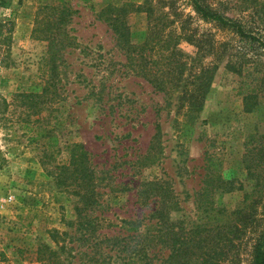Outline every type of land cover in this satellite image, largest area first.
<instances>
[{
  "label": "rangeland",
  "instance_id": "rangeland-1",
  "mask_svg": "<svg viewBox=\"0 0 264 264\" xmlns=\"http://www.w3.org/2000/svg\"><path fill=\"white\" fill-rule=\"evenodd\" d=\"M55 3L75 10L67 25L74 43L61 52L56 92L29 99L25 95L32 86H44L48 77V41L33 31L35 19L41 6ZM170 4L180 17L189 15L197 31L212 36L217 49L223 42L230 46L217 58L203 57L218 67L190 139L181 135L186 109L178 107L180 93L159 91L131 71L124 45L108 23L116 11L103 10L108 5L124 8L118 23H125L132 42L141 43L153 22L167 23L162 13L174 18ZM226 12L245 22L256 18V13ZM246 46L233 32L197 18L189 0H10L1 7L0 264H89L108 253L112 260L114 254L123 255L117 247L111 250L107 237L128 234L123 219L147 222L157 198L143 199L139 193L147 181L157 179L167 181L175 193L178 205L170 220L184 236L193 237L197 226L209 225L206 207L214 209L208 215L218 209L221 225L236 223L235 211L260 196L253 207L254 226L242 239L233 238L216 263L249 264L252 246L264 231V86L256 73L238 76L225 67L227 52L241 48L252 54ZM181 47L199 55L186 40ZM254 87L259 97L248 112L244 98ZM48 116L52 124L59 122L58 160L65 161V146L71 142L84 143L89 153L99 202L86 214L97 218L96 243L82 239L77 230V197L55 179V164L44 157V141L31 142L25 131L28 121L41 126ZM211 158L217 159L218 171ZM204 189L209 194L199 200ZM246 194L249 199L243 201ZM155 250L156 264H168L169 248L159 243Z\"/></svg>",
  "mask_w": 264,
  "mask_h": 264
},
{
  "label": "trees",
  "instance_id": "trees-1",
  "mask_svg": "<svg viewBox=\"0 0 264 264\" xmlns=\"http://www.w3.org/2000/svg\"><path fill=\"white\" fill-rule=\"evenodd\" d=\"M9 1L0 0V8L9 5ZM189 3L197 18L212 23L218 29L233 32L245 41L246 47L251 50L252 54L249 56L248 49L240 48L234 52H227L226 69L235 72L238 76L256 73L258 75L255 78L261 79V86H264V60L261 59V55H264V0H236V2L234 0H189ZM172 6V4L169 5L174 12V18H169L166 12L162 13L167 23L164 26H158L156 22H153L148 35L141 43L132 42L125 23H118L119 11L124 8L108 5L103 10L106 13L116 11L117 15L111 14L113 18L109 16L111 18L108 23L124 45L122 48L125 52L126 64L131 71L143 77L159 91L166 94L180 93L178 107L186 109L185 119L180 123L181 135L190 139L194 133L193 124L203 108L218 67L215 60L205 63L203 57L209 54L217 58L228 51L230 46L229 42H223L218 50L212 36L197 31L190 25V16L180 17ZM136 7L142 8L141 5ZM40 8L44 11L37 13L33 31L38 34L37 37L48 41V77L44 86H32L31 92L25 96L29 99L35 97L42 100L44 96L56 92L57 68L61 60V52L74 43L73 37L68 34L67 25L75 10L65 3L46 4ZM232 9L242 14L256 13V18L249 20V23L245 22L243 18L227 14L226 11ZM124 17L122 15V19ZM165 25L168 27L164 28ZM182 40L195 45L197 48L195 54H199L198 57L183 51ZM248 92L244 101L245 109L250 112L257 102L259 92L255 87ZM247 101L250 103L248 104ZM36 121L31 123L28 121L25 124L29 140L44 141V157L48 162L55 164V179L58 180L59 185L77 197L75 206L77 230L83 232L82 239L94 240L98 230L97 218L87 216L86 211L97 206L99 202V184L95 171L89 164V153L84 143L71 142L65 146V161L58 160L57 157L62 151L61 136L56 130L59 122L52 124L50 116L45 119L44 125L34 126L32 123ZM34 127H37V130ZM30 131L34 133L31 134ZM209 163L216 171L220 169L217 159L211 158ZM146 183L147 188L140 190L139 196L143 199L156 197L158 206L155 211L147 216V222H144V219H123V226L128 234L107 237V241L112 246L111 250L117 247L124 253L123 255L114 254L112 260L111 254L108 253L103 259L91 258L89 264H111V260L117 264H156L155 248L159 243L169 248L165 259L168 264H174L178 259H182V264H216L223 258V251L227 248V244L232 243L233 238L242 239L243 235L254 226L253 207L261 200L259 196L245 207L238 208L235 211L236 223H222L223 225L217 216L218 209L208 215L214 209L206 207L209 225H204L203 229L197 226L193 233L196 235L193 237L184 236L179 231H174V223L170 220L172 208L178 205L171 185L161 179ZM233 187L231 184L229 189L233 190ZM208 192V189H204L203 194L199 195V200L206 198ZM246 199H249L247 194L244 195L243 201ZM97 241L99 240L96 239L95 243ZM249 264H264V231L252 246Z\"/></svg>",
  "mask_w": 264,
  "mask_h": 264
},
{
  "label": "built area",
  "instance_id": "built-area-1",
  "mask_svg": "<svg viewBox=\"0 0 264 264\" xmlns=\"http://www.w3.org/2000/svg\"><path fill=\"white\" fill-rule=\"evenodd\" d=\"M11 199H12V197L10 196V197L6 200V202L10 201Z\"/></svg>",
  "mask_w": 264,
  "mask_h": 264
}]
</instances>
